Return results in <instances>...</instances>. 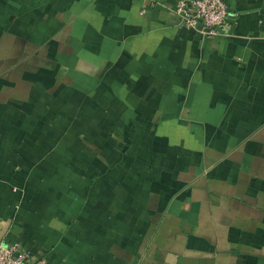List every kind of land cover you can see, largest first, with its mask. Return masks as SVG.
Listing matches in <instances>:
<instances>
[{
    "label": "crops",
    "instance_id": "crops-1",
    "mask_svg": "<svg viewBox=\"0 0 264 264\" xmlns=\"http://www.w3.org/2000/svg\"><path fill=\"white\" fill-rule=\"evenodd\" d=\"M178 0H0V240L31 264H264V0L229 37Z\"/></svg>",
    "mask_w": 264,
    "mask_h": 264
},
{
    "label": "built area",
    "instance_id": "built-area-1",
    "mask_svg": "<svg viewBox=\"0 0 264 264\" xmlns=\"http://www.w3.org/2000/svg\"><path fill=\"white\" fill-rule=\"evenodd\" d=\"M176 24L208 39L229 37L235 24L227 0H178L172 7ZM0 264H31L18 243L0 240Z\"/></svg>",
    "mask_w": 264,
    "mask_h": 264
}]
</instances>
